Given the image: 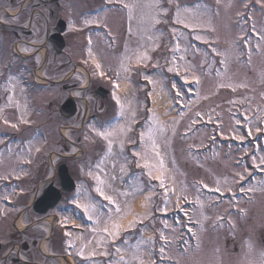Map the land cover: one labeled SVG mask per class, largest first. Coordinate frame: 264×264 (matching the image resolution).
I'll use <instances>...</instances> for the list:
<instances>
[{
  "label": "rangeland",
  "instance_id": "1",
  "mask_svg": "<svg viewBox=\"0 0 264 264\" xmlns=\"http://www.w3.org/2000/svg\"><path fill=\"white\" fill-rule=\"evenodd\" d=\"M93 1L88 0L89 3ZM108 1L131 6V21L128 23L126 20V24L130 27L131 33H134L128 41L116 40L113 43L115 47H112L110 41L105 40L101 34L87 37L93 50L98 53L89 54V57L97 59L103 69L102 67H105L106 64L109 66V61L113 59L108 53L118 51V47L121 48L120 54H117L115 61L113 60L111 63L116 66L115 69L119 72V75L117 74V80L120 82L118 87H122L125 93L116 97L122 101L124 106V115L127 116L124 119L125 123L130 122L129 113L132 116L133 114L139 116L143 114L146 106L149 107L150 101L147 99L144 102L142 99L144 95L151 96L156 93L166 98L171 91L175 94L177 90L182 89V94L179 97L184 101L189 88H186L179 80H174L177 74L186 71L188 80H194L193 77H196L199 80V85L197 88H191L196 96L185 100L186 111L180 119L170 118L168 120L164 118L167 120H163L162 117H171L170 109L164 110L162 117L158 116L156 111V114H151L147 119L145 133L148 132L149 127L152 128L153 139L158 145L160 157H156L151 147L152 141L145 135L141 142L146 147L143 152L144 154L147 152V156L143 154L140 161L143 160L147 167L144 166L140 175L136 174L133 177V182L138 183L133 187L126 186V189H120L114 180H110L113 176L115 177L112 167L118 161L116 152L118 154L122 152L120 140L126 138L127 132L130 131H126L120 140L113 143L112 151L109 153L108 141L96 134L98 129L91 124L84 126L82 138L86 139L87 137L86 140H95L98 146L103 145V150L102 153L97 152L96 157L92 156L91 151H88L85 162L94 165L90 168L91 165L87 164L84 170L77 173L75 193L78 196L75 202L80 203L86 200L89 203L90 197L98 194L96 188L102 187L105 192L113 193L120 198L113 197L115 202L121 203L122 212H126L128 207L127 213L118 220L121 226L138 215L134 209L136 199L133 196L140 195V188L153 186L156 192L154 203L158 205L159 210L168 209L172 195H174L172 192L171 195L167 194L166 202L165 194L158 191L160 182L157 181L156 185L147 183L144 186L147 176H149L148 173H152L156 167L157 170L164 171V185L170 182L172 188H176L180 195L191 197L193 202L199 197L203 205L201 208L197 204L196 208L192 207L189 211L193 219L197 220L195 243L192 250H190L191 247H188L185 249L184 255L179 254L177 264H248L249 261L257 260L259 253L264 251V190L260 189L258 182L263 179L258 176L256 181L253 177L257 170V167L253 165V158L255 157L256 162L259 163V158L264 156V123H261L259 119L260 115L264 113V39H262L264 36V0H220L219 3L217 0H156L158 4L156 11L147 6L151 0ZM114 8L120 10L119 7ZM102 15L104 13L99 16ZM153 16L159 20V23L149 27L150 18ZM195 17L200 18V23L195 27V30L192 27L186 28L185 22L197 23ZM196 36H202L205 39H196ZM177 44H179L178 50L176 49ZM217 50L225 55H218ZM145 53L147 59L138 62L137 57ZM221 60H225L226 63L221 64ZM133 62L136 65H142V67L135 68L133 71L130 68ZM189 65L191 68L187 67ZM169 67L173 68V71L170 72ZM140 68L143 70H139ZM103 72L104 70L101 73ZM144 78L146 85L136 88L141 96L139 104L126 103L134 94L132 86L125 83L127 81H143ZM173 84L177 85L176 89H173ZM4 92H0V97ZM9 108L7 99L0 107V121H8L0 123V177H4L0 179V218L4 220L3 225L0 226V242L4 243L6 249H11L10 234L14 232L7 229L5 224L12 221L16 213L27 202V199L23 202L19 201L13 191L16 190L19 195H22L20 200L26 194H30L32 189L30 184L34 183H30L31 176L32 178L38 177L41 165L48 162L45 154L56 151L54 139L56 140L58 137L56 124L50 125L48 122H40V129L33 131L34 138L33 135L32 137L31 135L21 136L22 128L37 124L22 123L19 120L17 122V120L7 117L6 111ZM239 112L243 115L244 120L242 121L238 118ZM201 116L206 118L207 123L205 124L209 126L208 128L201 127L204 123L196 127V119ZM245 117L251 123L246 122ZM79 123L78 121L73 126L79 125ZM239 124L243 126L242 129L237 127ZM119 125L124 127V122ZM161 127L165 129L163 133L159 131ZM104 129L108 128H99V130ZM125 129H128V126ZM181 133L187 134V136L182 137ZM245 133L251 137V140L245 136ZM68 134L66 131V137ZM224 137L232 139V143L223 144ZM238 137H243V139L240 140ZM134 139L135 137L131 136L129 142ZM247 139L248 142H245ZM41 143H47V146H43L42 149ZM123 144L125 145V142ZM202 148L206 149L205 152L197 150ZM255 148L256 151L253 152ZM192 150L197 151L193 154ZM68 152V154L74 152L72 146ZM61 159L59 158L55 162L62 161ZM160 159H163V168L160 167ZM70 163L74 168L76 162L75 164L72 161ZM97 166L99 167L97 168ZM121 167H118V171H121ZM31 169L34 170L32 173ZM261 169H264V165H261L258 170ZM236 173H243L245 179L240 180ZM97 177L102 183L98 184ZM102 177H105L106 180L102 181ZM137 177L142 179L141 182H138ZM93 184H98V186H92ZM253 185L256 186V191H245ZM217 187L220 188V191L215 190ZM199 188L206 191V197L200 195ZM33 192L35 193L36 190ZM121 193H128V195H121ZM143 194L141 196L148 201V196L152 195V192ZM223 196H230V200L218 204L220 197ZM239 196L244 201L238 200ZM8 197L16 202L19 201V206L16 205L11 209L6 208L5 204L3 205L5 200L1 199ZM141 200L143 201V213H147L150 210V204L145 203L146 201L142 198ZM75 208L74 213L68 208L69 212H67L66 218L64 217L66 212L57 215L61 216L62 224L71 221L76 227L80 226V219L85 217L84 214H80L81 210L77 209L76 205ZM228 211L231 212L226 215ZM30 215L28 211L20 224L25 225L27 219L31 221L35 218ZM99 215L104 218L107 216L105 213H99ZM221 219H224L225 222H221ZM97 220L100 221L101 218ZM157 222L158 220L154 221L165 237L169 239L165 244V248H169L171 246L170 239L178 235V229L172 227L173 225L171 226L169 222L163 224ZM137 223L135 227H129L132 235L129 239V247L124 245L117 247L121 250L120 252L108 246L99 248V244L97 242V245L95 244L97 239L114 240L118 235L113 236L98 230L91 234L89 248L82 247L83 254L90 253L93 257L100 255L107 258L106 264H116L121 256L126 261L130 260L133 246L139 243L143 253L141 259L143 264H147L151 259L150 249L146 248V239L144 238L153 236L148 229L144 236L138 237L140 227ZM108 225L110 224H102L103 227ZM42 226H40V232L43 236L47 233L48 227ZM57 228L60 231L58 234L68 238L69 242L66 244L72 242L73 245L76 244L80 235L70 231H61V224H58ZM168 228H172L173 231ZM33 229H31L33 234L39 232L38 227ZM40 232L39 234H41ZM90 232L92 231L90 230ZM70 236H74L73 241ZM81 239L82 246L85 239L84 237ZM160 241L163 242L161 239ZM198 243L199 247H197ZM249 243L253 246L252 252H249ZM41 247L44 250L45 244L42 243ZM30 248L27 254H21L25 261L56 264L54 261L44 260L37 248L34 249L31 244ZM75 249L72 257L78 259L79 257L75 256ZM171 251H174L172 247ZM101 253L107 254L102 255ZM14 255L15 252L10 254V256ZM172 255L177 257L176 254Z\"/></svg>",
  "mask_w": 264,
  "mask_h": 264
},
{
  "label": "flooded vegetation",
  "instance_id": "2",
  "mask_svg": "<svg viewBox=\"0 0 264 264\" xmlns=\"http://www.w3.org/2000/svg\"><path fill=\"white\" fill-rule=\"evenodd\" d=\"M116 6L121 4L104 5L100 0H0V92L5 91L0 107L9 100L7 117L67 126L84 118L97 125L113 117L116 94L99 78L96 60L89 57L98 53L87 37L107 34L112 47L116 40L130 39L134 33L126 24V20L131 21L130 10L109 8ZM120 50L118 47L108 54H120ZM8 61L10 66L5 69ZM126 102L138 104L135 96ZM71 133L70 144L54 140L56 151L67 152L68 145L81 143L79 132ZM62 160L39 166L38 177L31 181L43 180L41 193L49 184L59 187L57 169L64 163L74 177L73 160ZM66 199L67 195H61L56 212L63 209ZM13 259L0 248V264H14Z\"/></svg>",
  "mask_w": 264,
  "mask_h": 264
},
{
  "label": "snow or ice",
  "instance_id": "3",
  "mask_svg": "<svg viewBox=\"0 0 264 264\" xmlns=\"http://www.w3.org/2000/svg\"><path fill=\"white\" fill-rule=\"evenodd\" d=\"M219 2H220V0H217V3H219ZM147 6L150 9H152L153 11L158 10V4L156 3V0H151V3H149ZM125 7H128L129 10H130V12H131V6L130 5H127L126 4ZM178 16H179V11H178ZM129 18H131V15H130ZM195 19L197 21L196 24H193V23H190V22H185L184 23V26L186 28L187 27H192L195 30V27L198 26V24L200 23V18L199 17H195ZM178 22H181V21L178 20ZM86 23H92V21H86ZM156 23H159V20L156 19V17H154V16L151 17L150 18V21H149V27L153 26ZM195 38L196 39H201V40H204L205 39L202 36H196ZM262 39H264V36H262ZM205 42H207V41L205 40ZM176 49L177 50L179 49V44L176 45ZM217 54L218 55H225L224 53H220L218 50H217ZM137 59H138V62H140L142 60H146L147 59V54L146 53L145 54H142V55L138 56ZM220 63L221 64H225L226 61L225 60H221ZM187 67L188 68H191V65H189ZM96 68H97V70H99L100 65L99 64H96ZM168 70L171 72V71H173V68L169 67ZM101 75H103V73H101ZM193 79L195 80L196 83H199L198 78L193 77ZM151 82L155 83L154 81H151ZM241 86H243V85H241ZM172 87H173V89H176L177 88V85L173 84ZM181 94H182V89L177 90L176 93H175V97H173V99L178 98ZM114 99H117V103L118 104L120 103V101H119L118 98L114 97ZM124 111H125L124 106L121 105V115H124ZM197 115H199V113H197ZM133 116H134V114H133ZM153 119H155V117H153ZM245 120H246V122L251 123L250 121H248V118L247 117H245ZM261 123H264V118L261 119ZM130 130L131 129H125L121 125H117V126H114V127L110 128V129L97 130V133L96 134L99 137L103 138L104 140H107L108 141L107 148H108V152L111 153L113 143H115L117 140H120V137L122 135H124L126 131H130ZM159 131H160V133H163L165 131V129L163 127H161L159 129ZM249 134H251V132H249ZM145 135H147L148 138H149V140L152 141V145H151L152 150L155 152L156 157L159 158L160 157V152L158 150V145L156 144L155 139H153V130H152L151 127H149L147 133H143V132L141 133V140L142 141L144 140ZM238 138L243 139V137H238ZM86 139H87V137H86ZM120 146H121V148H123V141L122 140H120ZM134 155L139 156L140 153H134ZM144 155L147 156V152H145ZM163 164H164L163 159H160V167L161 168H163ZM253 165H254V167H257V168H259L261 165H264V156H261L259 158V163L256 162V158L254 157L253 158ZM137 166L139 167L140 165L137 164ZM144 166L147 167V165H144ZM120 170H121L122 173L124 172L123 166L121 167ZM89 174L91 175V172ZM148 174H149V176H151V172H149ZM236 175L239 176V179L240 180L245 179V176H244L243 173H236ZM3 178L4 177H0V179H3ZM115 178L116 177H114V176L112 177V179H115ZM96 179H97L98 184L102 183V182L99 181V178L98 177ZM157 179H159V177H157ZM217 183L219 184V182H217ZM259 183H260V189L261 190H264V180H261ZM160 187H162V188L165 187L163 180H161V182H160ZM215 190L216 191H220V188L217 187ZM242 190H245V189H242ZM256 190H257L256 189V186L253 185L249 189H246L245 191H256ZM96 192L103 198V200H106L108 202V204H110V205L116 204L115 200L113 199V196L105 194V191L103 190L102 187L98 186L96 188ZM165 193H166L165 194V201L167 202V199H168L167 189H165ZM121 195H128V193H121ZM150 199L151 198L149 197V200ZM177 199H178V201L180 199H183L186 202H191V201H188V197L187 196L177 197ZM195 203L198 204V205H200L201 208L203 207L201 201L199 200V197H197ZM76 207H77V209H82L84 215L87 216L89 220H92L94 216H98L99 215V208H98V206L95 203H92V202L85 203V204L77 203L76 204ZM181 210H183V209H181ZM120 211L121 210H120L119 206L117 205L116 206V212L119 213ZM241 211H243V209H241ZM96 222L99 223V221H96ZM136 223H137V221L134 220V221H132L129 224L128 227H135L136 226ZM113 227L118 230L119 227H120V225L118 223H115L113 225ZM103 231L106 232V233H109L110 235H113V236L118 235V231L117 232H110L109 228H107V227H105L103 229ZM189 231H191V229H189ZM160 239L161 240H166V237H165V235L163 233H161ZM141 242L143 243V241H141ZM197 247H199V243L197 244ZM248 247H249V252H252L253 251V246L249 243ZM120 251L121 250L118 248L117 249V252H120ZM163 252H164V249L161 248V253H163ZM101 254L102 255H106L107 253H101ZM142 254L143 253H142V251L140 249V244L138 243L137 245L133 246V249L131 251V259L130 260H127L126 261L124 259V257L121 256L119 258V261L116 262V264H143V260L141 259ZM248 264H264V251H261L259 253V257H258L257 260H255V261H249Z\"/></svg>",
  "mask_w": 264,
  "mask_h": 264
},
{
  "label": "water",
  "instance_id": "4",
  "mask_svg": "<svg viewBox=\"0 0 264 264\" xmlns=\"http://www.w3.org/2000/svg\"><path fill=\"white\" fill-rule=\"evenodd\" d=\"M61 178H62V181L66 184V185H69V188L70 189H68L67 191H71L72 189H73V183H72V181L69 179V177H68V175L66 174V171L65 170H63L62 172H61ZM52 194V199L50 200L49 199V195H50V191H48L46 194H44L37 202H36V204H35V206H34V210H35V212L36 213H39V214H44L49 208H52L54 205H55V203L57 202V200H58V195L56 194V192H51ZM53 194H55V195H53ZM43 205H45V207L43 208V210H41V211H38L37 210V207L38 206H43Z\"/></svg>",
  "mask_w": 264,
  "mask_h": 264
},
{
  "label": "bare ground",
  "instance_id": "5",
  "mask_svg": "<svg viewBox=\"0 0 264 264\" xmlns=\"http://www.w3.org/2000/svg\"><path fill=\"white\" fill-rule=\"evenodd\" d=\"M121 92H124V90H121ZM152 100V108L151 110L156 113H158V115H163L162 112L167 109H169L170 106V102L168 100V96L166 98H163L162 96L155 94H152V96L150 97ZM171 116H173V113H171ZM143 199V198H142ZM140 203H142L141 199L136 200L134 207L136 209V211H141L143 210L142 207H140Z\"/></svg>",
  "mask_w": 264,
  "mask_h": 264
}]
</instances>
